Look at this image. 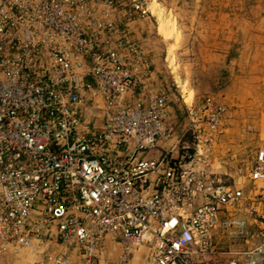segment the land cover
<instances>
[{
    "label": "built area",
    "instance_id": "2783aa9c",
    "mask_svg": "<svg viewBox=\"0 0 264 264\" xmlns=\"http://www.w3.org/2000/svg\"><path fill=\"white\" fill-rule=\"evenodd\" d=\"M148 13L0 0V264H264V139L227 169L219 92L147 83Z\"/></svg>",
    "mask_w": 264,
    "mask_h": 264
},
{
    "label": "rangeland",
    "instance_id": "374dc122",
    "mask_svg": "<svg viewBox=\"0 0 264 264\" xmlns=\"http://www.w3.org/2000/svg\"><path fill=\"white\" fill-rule=\"evenodd\" d=\"M223 1L225 35L232 34V24L227 19L235 17L240 21V45L243 49L241 55L238 49L226 47L229 51L225 49L223 57L211 55L204 58L194 57L186 50L187 28L178 24V20L183 19L186 14L185 9H167L165 3L162 4L158 0H147V9L155 3V8L162 12L163 17L174 21L173 37L170 40H164L157 34L156 16H152L151 13H148L139 25L146 29L151 47L157 52V68L162 70L167 83L170 85L174 80L178 85V91L181 92V84L186 82L187 93L191 92L190 98L186 100L187 103L192 98L196 99L201 95L215 92H219L221 98L227 103L229 121L225 148L228 151L224 153L223 160L227 169H233L236 165L244 167L249 164L255 149L264 139V0ZM211 12L208 9L194 10L192 15L197 17L202 13L204 17H211ZM255 23L258 24L255 25ZM202 28L208 35L216 32L215 26L197 27V29ZM255 37L259 46L254 49ZM170 44L173 45L172 66H169V61L166 59ZM229 60H231L230 63ZM218 64L222 67L216 72ZM227 64L236 67L233 74L228 70ZM172 91L175 92L174 89ZM181 94L184 96L182 92ZM179 108L183 111L182 105ZM240 181L243 179L240 178ZM139 251H137L138 254L140 253L139 259H132L130 264H144L146 250L140 248ZM121 253V247L111 242L106 256L110 261L117 262Z\"/></svg>",
    "mask_w": 264,
    "mask_h": 264
},
{
    "label": "crops",
    "instance_id": "0c3cea01",
    "mask_svg": "<svg viewBox=\"0 0 264 264\" xmlns=\"http://www.w3.org/2000/svg\"><path fill=\"white\" fill-rule=\"evenodd\" d=\"M145 3L147 0H143ZM160 3L166 5L167 9H185L186 14L183 19L178 20V24L184 25L187 30L185 31L186 38V50L194 57L204 58L208 55L223 57L225 53L226 47H232V49H238V51H243L242 46L240 45L241 34H240V21L239 19H227L229 23L232 24V34L225 35L223 26L225 25V17H224V1L223 0H158ZM205 9L211 10V17H204L202 13H200L197 17L192 15V11L200 10L203 11ZM262 19V17H261ZM261 19H259L261 21ZM258 20V21H259ZM258 23H255L257 25ZM215 26L216 32L215 34L208 35L205 34L202 29H197V27L204 26ZM137 36L141 40L145 51L151 59L153 68H154V79H149L147 81L148 84H151L155 87L161 84H168L166 77L163 75V72L160 68H157V52L151 47V43L149 42V36L146 33V29L144 30L141 26H138L136 31ZM257 35V34H256ZM257 44V39L255 37L254 49ZM238 47V48H237ZM229 51V49H226ZM229 63L231 60L228 61ZM222 67L218 64L215 71ZM227 68L231 74H233L236 70L235 66H231L227 64ZM180 106H178L179 109Z\"/></svg>",
    "mask_w": 264,
    "mask_h": 264
},
{
    "label": "bare ground",
    "instance_id": "6f19581e",
    "mask_svg": "<svg viewBox=\"0 0 264 264\" xmlns=\"http://www.w3.org/2000/svg\"><path fill=\"white\" fill-rule=\"evenodd\" d=\"M154 4L148 8V11L151 13L152 16H156L157 34L160 35L162 37V39H164V40H170L173 37L174 32H175L174 21L170 20L169 18L163 17L162 12L160 10H157L155 8ZM174 38H175V36H174ZM172 51H173V45L170 44V46L167 49V57H166V59L169 61V66H172L173 62H174V56L172 54ZM185 86H186V82L181 84V88H182L181 92L184 94V97H186L185 100H188L191 96V92L187 93ZM138 252H140V251H138ZM138 252L135 254V257H134L135 260L139 259L138 256L140 255V253L138 254Z\"/></svg>",
    "mask_w": 264,
    "mask_h": 264
}]
</instances>
